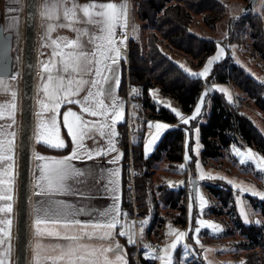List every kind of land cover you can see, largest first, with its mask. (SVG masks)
I'll return each mask as SVG.
<instances>
[{"label":"trees","instance_id":"16d2710c","mask_svg":"<svg viewBox=\"0 0 264 264\" xmlns=\"http://www.w3.org/2000/svg\"><path fill=\"white\" fill-rule=\"evenodd\" d=\"M138 16L135 34L130 39L128 59L122 63V82L120 93L127 96L129 88L133 92L131 102L136 113L129 121L119 125L121 133L120 144L124 150L123 157V208L129 216L134 217L132 198V180L130 168V151L133 165L136 169L135 188L139 208H147V186L150 184L154 165L161 159L174 164L184 163L185 158V129L190 130L192 137L194 126H199L200 142L203 146L201 159L204 164L210 160H219L225 150L233 145L251 146L264 155V132L242 112L241 106L231 103L223 92L208 91L205 110L201 119H195L191 125L180 123V118L168 107L158 102L152 95L156 89L164 97L171 98L186 114H192L202 97L204 90L214 83L228 84L233 82L243 91L250 94L258 108L264 114V82L256 80L247 73L232 58L216 63L206 78L192 77L182 66L163 50L179 52L195 62L194 67L201 68L207 58L217 51L218 42L192 31L196 16H203L207 25L215 28L223 17L226 9L220 0H133ZM248 2V0H246ZM0 19V23H1ZM140 24V25H138ZM249 26L252 37L253 51L264 60V23L262 16L252 13L247 17L235 20L234 27L239 31ZM232 27V32L234 31ZM144 32H147L144 34ZM140 34V35H139ZM144 41V43H143ZM193 67V66H192ZM202 119H205L201 122ZM150 120H162L169 123H180L166 132L154 152L146 157L145 142L147 124ZM130 132L132 142L130 140ZM193 139V137H192ZM191 139V141H192ZM193 143V141H192ZM71 143L64 150L68 151ZM56 151V152H60ZM195 157V155H194ZM204 183L211 197L217 199L221 208L210 206L213 215L227 214L233 219L239 234L245 238L240 243L245 247L246 260L243 264H264V221L247 224L239 213L236 196L242 194L223 179L199 181ZM193 186V184H192ZM170 193L163 196L168 198L172 208L180 211L178 225L187 224V205L185 204V187H172ZM170 195L166 198L167 195ZM253 209L260 210L264 218V199L245 194ZM181 198L183 199L180 203ZM192 199L197 207V197L192 192ZM225 213H224V210ZM231 219V220H232ZM234 230L230 232L233 234ZM152 229H147V239H151ZM181 248L176 250L173 264H181ZM129 264H136L137 247L128 245ZM159 251V250H157ZM140 250L138 264H158L157 258H149ZM192 264H198L193 261Z\"/></svg>","mask_w":264,"mask_h":264},{"label":"crops","instance_id":"0c3cea01","mask_svg":"<svg viewBox=\"0 0 264 264\" xmlns=\"http://www.w3.org/2000/svg\"><path fill=\"white\" fill-rule=\"evenodd\" d=\"M101 2V0H76L78 8H81L88 3ZM102 2H112L117 5H124L126 16L121 21V26L114 31L117 32L119 38H126V43L121 45V56L123 57L118 65V75L120 77L119 87L113 86V95L118 101H122L123 116L117 122L115 129L117 132L116 137L113 139L115 144V151L107 152L104 155L94 156L91 160H73L70 163L80 169L93 170L97 174V180L89 181L86 185H76L73 182V192L83 191L84 196L65 194V195H54L49 196L46 194L37 195V183L44 184L43 180L39 178V170L43 169L45 174L51 167V162L58 159H64L69 156L73 151L75 145L73 144L70 136L67 134V130L63 127L62 115L63 113L71 108L74 111L79 112V106L74 104L62 105L58 109L57 126L60 130V137L64 140L66 147L63 149H54L50 147L46 141L52 140L55 142V137L51 134L48 128H41L42 123H47L49 119L48 108H42L41 104L45 103L51 107L49 101H47L42 94V76L47 75L43 71V65L48 64L49 68L52 69L53 74H56V69L52 68L53 57L51 40L55 39L62 45L63 51H69L67 48H63V42L65 40H71L76 38V33L72 28H60L55 26L58 24L57 21H45L42 17L44 5L46 0H36V17H35V39H34V93H33V116H32V130L30 139V182L28 190V236H27V247H26V264H53L52 258L59 254L60 249L69 244L68 240L57 238L55 235H49V233L59 232L60 237L65 235H76L81 237L77 246L83 245L88 249L100 248L101 246L107 248L109 245L115 247L116 244L120 245L115 254L113 252L106 253L107 259L116 264L118 260L123 258L129 264L128 245L135 244L137 247L136 264H138L141 239L144 235L140 234V226L137 223L136 218L129 216L126 210L123 208V157L124 150L120 144L119 138V125L126 120L129 121L131 127V119L133 117L132 111L130 113L129 106L133 107V103L128 101L127 96L120 93L121 82H122V63L123 59H128L129 44L131 37L135 34L134 27L137 26L138 16L136 13L135 2L133 0H102ZM27 3L28 0H0V28H4L5 34L11 35L12 55L14 57L13 71L10 75L0 74V141L4 143V151L0 152V155H8L11 159L0 160V195H10L11 199L0 200V241H4L0 244V258H3L5 264H18V237H19V217H20V186H21V141H22V127L24 119V68H25V50H26V34H27ZM64 7L71 8V2ZM62 12V10H61ZM76 15L83 18L82 11H77ZM126 21V27L124 23ZM67 23V21H64ZM47 25H53L52 28H47ZM77 28H82L83 25L77 23ZM39 28V29H38ZM97 36H103V33H95ZM86 39V38H83ZM98 43L101 41H97ZM221 50V49H220ZM218 51V50H217ZM172 59L176 62L184 61V58L175 53H168ZM213 54L212 60L215 59L214 64L219 60L217 56ZM176 55V56H175ZM210 58V57H209ZM208 58V59H209ZM211 58L209 60H211ZM217 58V59H216ZM208 61V60H207ZM185 62V61H184ZM186 63V62H185ZM57 67H60L57 64ZM211 67V68H212ZM183 68V67H182ZM192 77H203L200 76V71L192 73L190 64L185 65L183 68ZM192 74H196L193 76ZM46 83V81H43ZM15 93L13 97L12 93ZM129 92L131 89L129 88ZM154 98L170 108L172 111L175 109L180 113V123L183 120L190 117L192 114L184 113L179 106H177L171 98L164 97L158 92V89L154 91ZM203 95V94H202ZM131 99V97H130ZM201 100V98H200ZM200 102V101H199ZM198 102V104H199ZM106 103H110L106 101ZM197 104V106H198ZM14 105V107H13ZM196 106V107H197ZM174 112V111H173ZM175 113V112H174ZM166 123L168 128L166 130H160L158 138L151 148L146 147L148 145L149 134H157L155 128L156 124ZM180 123H169L162 120H150L147 124V135L145 142V155L149 157L156 146L159 144L163 136L172 128L179 127ZM129 125V124H128ZM152 125L151 128L148 126ZM14 133V135H9ZM155 134V135H156ZM132 133L130 132V140L132 142ZM197 139L200 142V130L198 129L196 134ZM11 141V151L7 150L8 142ZM71 143V148L68 151L64 150ZM86 145L92 148H97V145L92 141H86ZM99 147L108 148L107 141H102ZM232 147V146H231ZM203 146L200 142V153ZM249 149V150H248ZM60 151V152H56ZM251 152L253 158H249L247 153ZM226 152V151H225ZM38 156H43L45 159L38 160ZM237 158L244 160V163L251 164L250 167L253 171H260L264 169V164L260 161H264V155L251 146H247L246 151H237ZM114 161L109 163V161ZM185 162V158H184ZM202 162V161H201ZM186 163V162H185ZM253 167V168H252ZM200 168V167H199ZM207 169V173L210 172ZM212 173L218 174L222 177L221 179L227 181L230 185L236 189L242 190L243 192L262 197L264 196V178L260 179L254 175V173H245V177H239L234 173H230L227 170H213ZM116 172L118 175L113 176ZM262 177H264V171ZM258 180V181H257ZM114 181V183H109ZM263 184V186H262ZM115 189V193H113ZM118 197L114 199L113 197ZM247 197H238L237 206L239 213L243 217V220L247 224L257 223L253 221V216H250L251 210H254L250 201ZM48 201H64L74 207L83 206L87 213L77 215L75 219L81 220L84 223L91 224L95 222H104L105 217L102 213L112 209H118V223L114 229H112L113 239L109 241H98L95 239H88V236L101 235L103 231L107 229H97L92 227H70L62 228L59 225H53L51 223H41L37 225L35 223L37 218V208L41 202ZM207 205H204L202 210H205ZM11 211H7L8 208ZM258 224V223H257ZM39 229V231H37ZM125 231L128 235L120 236L119 231ZM129 236L132 237L131 241ZM145 255V254H144ZM91 258H86L89 260ZM103 257L99 258V264H103ZM218 262V260H216ZM57 264H64L62 261H58Z\"/></svg>","mask_w":264,"mask_h":264},{"label":"snow or ice","instance_id":"6c2138e0","mask_svg":"<svg viewBox=\"0 0 264 264\" xmlns=\"http://www.w3.org/2000/svg\"><path fill=\"white\" fill-rule=\"evenodd\" d=\"M31 2V0H30ZM72 4L71 8L64 7L68 3ZM62 10V12H61ZM77 11H82L83 18L76 15ZM126 16L125 6L117 5L112 2H93L85 4L82 9L78 8L76 0H46L42 17L45 21L55 20L60 28H72L76 33V38L65 40L63 48L69 51H63L62 45L59 41L51 40L52 68L56 69L54 75L52 69L48 64L43 65V71L47 74L42 76V94L45 99L50 102L48 104L42 103V108H48L49 119L47 123H42L41 128H48L51 134L55 137V142L52 140L46 143L54 149H63L66 147L65 142L60 137V130L57 126V117L60 115L58 109L62 105L74 104L79 106V112L67 109L62 115L63 127L67 130L73 144L75 145L71 154L64 159H58L51 162V167L45 174L43 169L39 170V178L44 181V184L37 183V195L46 194L49 196L74 194L84 196L83 191L73 192V182L76 185H86L89 181H96L97 174L93 170L80 169L73 166L70 161L73 160H91L94 156L104 155L107 152L115 151V144L113 139L116 137L117 132L115 126L123 116L122 101H118L113 95V86L119 87L120 77L118 75V65L121 56L120 46L126 43V38H119L117 29L121 26V21ZM64 21H67L65 23ZM79 23L83 25L82 28H77L75 25ZM126 27V21L123 25ZM47 28H52L53 25H47ZM103 33V36H97L95 33ZM86 38V39H83ZM101 42H97V41ZM223 49H221V53ZM218 58V57H217ZM214 60H209L204 71L200 76L206 75ZM57 64L60 67H57ZM187 71V69H185ZM195 76L196 74H192ZM43 81H46L43 82ZM221 91H223L221 89ZM15 97V93H12ZM109 101L110 103H106ZM203 99L201 104H203ZM14 107V105H13ZM177 116L180 113L173 109ZM201 112V107L198 105L195 108V114L191 119H195ZM184 124H188L189 120L184 119ZM149 128L152 125L148 126ZM155 128L157 134L152 137L148 142L147 148H151L155 140L160 134V130H166L168 125L166 123L156 124ZM14 135V133H9ZM86 141H92L97 145V148H92L86 145ZM102 141H107L108 148L99 147ZM11 141L8 142L7 150L11 151ZM4 151V143L0 141V152ZM249 158H253V154L249 151L247 153ZM11 159L8 155H0V160ZM38 160L45 159L43 156H38ZM188 159V157H186ZM114 161L110 160L109 163ZM244 163V160H241ZM264 164V161H260ZM261 171H264L262 169ZM118 175L114 172L113 176ZM264 178V177H260ZM114 183V181H109ZM115 193V189H113ZM118 199V197H113ZM11 199L10 195H0V200ZM264 199V196L261 197ZM5 211V209H0ZM7 211H11L9 207ZM90 214L81 206L74 207L64 201H48L41 202L37 208V218L35 223H51L59 225L62 228L70 227H92L97 229H107L101 235L85 236L88 239H95L98 241H109L113 239L112 229L118 223V209H112L102 213L105 217L104 222H95L90 225L75 219L77 215ZM247 222V219H246ZM257 223H259L257 221ZM208 227L216 228L215 225H208ZM39 231V229H37ZM198 232L199 229H196ZM55 235L57 238L68 240L70 243L63 246L59 254L52 258L53 264L58 261L64 264H99V258L103 257V264H112L107 259L106 253L115 252L120 249V245L116 244L115 247L109 245L107 248L101 246L100 248L88 249L83 245L77 246L81 237L76 235H65L60 237L59 232L49 233ZM118 235H128L125 231H119ZM184 233H180V237H184ZM131 241L132 237L129 236ZM179 242V238L178 241ZM198 242V241H197ZM4 241H0L3 244ZM177 244L171 245V249H175ZM188 251V245H184ZM169 251V249H165ZM86 258H91L86 260ZM164 260L165 264H172L170 257H159ZM0 264H5L3 258H0ZM116 264H127L126 260L121 258Z\"/></svg>","mask_w":264,"mask_h":264},{"label":"rangeland","instance_id":"374dc122","mask_svg":"<svg viewBox=\"0 0 264 264\" xmlns=\"http://www.w3.org/2000/svg\"><path fill=\"white\" fill-rule=\"evenodd\" d=\"M220 1L224 3L226 9L223 13V17L217 23L216 27L212 28L207 25L203 16H196V21L192 26V31L200 36L215 39L218 42V51H216V55L219 52L220 54L217 56L219 60L216 63H220L226 60L228 57L232 58L235 63L240 65L256 80L264 82V60L260 58L259 54H255L253 51V40L251 37L252 32L250 31L249 26L247 25L244 31H239V28L234 27L235 20L238 19V15L242 13L244 7L247 5V1ZM255 14L262 16L264 23V0L258 1ZM232 27H234L233 32ZM137 29L140 30L141 27L137 26ZM145 33L147 32H144V34ZM220 49H223L222 53ZM163 50L167 53H172L166 47H164ZM173 53L180 55L184 58V61L187 64H190L187 59L191 61V58L185 57L179 52ZM208 58L207 60L209 61L211 56L209 59ZM207 60L201 68L194 67V64H196L195 62L192 63L193 67L190 64V67L193 69L192 73H197V71L202 73L204 68L207 66ZM184 61L182 60L178 62L183 68H185L186 65ZM213 68L214 67H212L210 71L201 78H206L211 73ZM212 87L215 90L223 92L229 102L237 103L239 106H241L242 112L246 114L261 131L264 132V114L260 108H258L256 100L250 94L243 91L233 82H229L228 84L214 83L212 84ZM221 89L223 91H221ZM208 91L209 88L204 90L201 97V100L203 99L204 103L201 104V100H199L200 102L198 105L201 107V112L198 116H196V120L201 119V115H203ZM129 93L130 92L128 91L127 99L131 103L134 94L131 92L132 95L130 96V99ZM152 93L154 96L155 92ZM129 109L130 113L132 111V114L136 113L137 111L136 108L132 106H129L128 110ZM186 119L189 120L188 125H191V123H193L195 120L190 119V117ZM204 120L205 119H202L201 122ZM192 129L193 139L190 136V130L185 129L186 163H181V165H171L169 161L163 158L154 165L150 184L147 186V208H139L137 202V191L134 184L137 172L134 168L133 156L132 152L130 151L132 198L135 213L134 217L132 218L137 219L136 221L140 226V234L142 235L143 233L144 235L143 239H141L140 249L145 251L144 254L146 257L157 258L158 264H165L164 260L159 259L161 256L166 258L170 257L173 264L176 258L175 252L179 247L181 248V264H192L193 261H196L198 264H243L246 260V251L245 247L241 246L240 243L244 241L245 238L239 234L236 226L234 225L233 219L230 216L227 214L218 216L213 215L209 207L214 205L216 208H221V203L214 197H211L205 187V182H199L198 191L195 196L197 197L198 203L197 207L195 206L192 199V179L197 178L198 181L221 179L222 177L218 176V174L212 173L210 170L211 168L213 170L224 169L230 173L238 175L239 177H245V173H248L249 170L252 173L255 172L254 175L257 177H262L263 172L256 170L253 171V169L250 167L251 164H241L240 159L237 158V151H246V145L240 147L233 145L231 148L225 150L226 152L224 156L219 160H210L208 163L204 164L201 162L202 159L200 153L198 152L200 151V142L196 137L199 126H194ZM155 134L150 133L147 142H149ZM186 157H188V159H186ZM207 169H209L208 171L210 172L207 173ZM172 187H185V204L187 205L188 211V221L185 225L176 224V221L179 219L180 211L172 208L171 204L167 202L169 201L167 198L170 196L169 194L166 196L167 199H165L163 196L165 193H170V189ZM234 189L236 188L234 187ZM239 191H241L242 194L236 196V201L238 197L243 196L245 198L246 196L244 195L247 194L242 190ZM182 201L183 199L181 198L180 203H182ZM246 201L249 202L248 200ZM204 205H207V208L202 210ZM250 216H253L254 222L258 221L261 223L264 221L260 210H251ZM208 225H215L217 227L211 228L208 227ZM148 228L152 229V234L150 236L151 239L149 240L147 239ZM196 229H199V231L197 232ZM232 230H234V233L230 234ZM180 233H184V237H180ZM178 238L179 242H177ZM154 243L160 246L159 251L152 248ZM174 243L177 244V247L175 249H171V245ZM184 245H188V251L185 250ZM165 249H169V251L166 252ZM216 260H218V262Z\"/></svg>","mask_w":264,"mask_h":264},{"label":"water","instance_id":"95a60500","mask_svg":"<svg viewBox=\"0 0 264 264\" xmlns=\"http://www.w3.org/2000/svg\"><path fill=\"white\" fill-rule=\"evenodd\" d=\"M259 0H248L242 13L237 18L247 17L256 12ZM36 0L27 3V34L24 68V119L21 141V186H20V217L18 237V264H26V247L28 236V190L30 182V139L33 116L34 93V39H35ZM11 35L0 28V74L10 75L13 71L14 57L12 55ZM212 92L214 88L208 86ZM193 193L196 196L199 181L192 179Z\"/></svg>","mask_w":264,"mask_h":264},{"label":"built area","instance_id":"2783aa9c","mask_svg":"<svg viewBox=\"0 0 264 264\" xmlns=\"http://www.w3.org/2000/svg\"><path fill=\"white\" fill-rule=\"evenodd\" d=\"M132 95V93L130 92L129 93V97ZM129 126H130V123H129ZM121 137V133L119 132V138ZM152 248L155 249V250H160V246H158L156 243H154L152 245Z\"/></svg>","mask_w":264,"mask_h":264}]
</instances>
